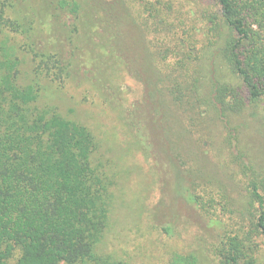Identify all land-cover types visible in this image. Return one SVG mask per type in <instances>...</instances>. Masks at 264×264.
<instances>
[{"label": "trees", "instance_id": "obj_1", "mask_svg": "<svg viewBox=\"0 0 264 264\" xmlns=\"http://www.w3.org/2000/svg\"><path fill=\"white\" fill-rule=\"evenodd\" d=\"M206 7L198 13L211 24L206 37L180 44L179 34L187 31L183 0H0V264H124L99 249L110 226L115 179L98 159L99 141L46 103L76 78L92 79L105 100L115 101L109 88L123 65L114 60L116 52L128 56L121 34L113 36L122 13L143 25L151 98L156 92L168 98L185 132V120H208L207 108L233 118L264 105V0H211ZM94 37L102 39L107 59L96 56ZM207 54L224 78L207 80ZM125 118L141 137L143 125L130 113ZM242 166L247 200L238 217L250 226L222 235L213 264H257L264 175ZM184 172L190 179V170ZM183 191L189 196V188ZM196 263L188 253L169 264Z\"/></svg>", "mask_w": 264, "mask_h": 264}, {"label": "rangeland", "instance_id": "obj_2", "mask_svg": "<svg viewBox=\"0 0 264 264\" xmlns=\"http://www.w3.org/2000/svg\"><path fill=\"white\" fill-rule=\"evenodd\" d=\"M210 1L183 0L187 31L178 35L180 44L206 37L211 24L200 20L198 13ZM39 2L30 0L35 5ZM42 21L41 15L36 18ZM142 29L124 13L117 17L113 36L121 34L118 41L126 46L128 56L116 52L114 60L123 65L109 88L115 101L105 100L92 79L76 78L46 103L91 129L99 141L98 159L115 178L110 226L99 246L101 252L124 264H169L174 255L188 253L196 255V264H213L222 235L232 236L228 234L250 226L238 217L247 200L241 168L246 164L264 175V105L248 107L233 118L207 108L208 120L200 123V115L189 123L185 120V132L181 129L184 118L170 100L158 92L156 98L150 96L152 86L144 79L149 73L145 71L148 44ZM92 40L97 43L96 56L107 59L102 39ZM207 55V80L215 81L218 74L224 78L223 71H216L212 55ZM85 63L92 68L87 58ZM129 113L143 125L141 137L127 128ZM185 169L192 173L190 179ZM192 180L197 187L190 185ZM183 187L189 188L194 203L188 201ZM254 241V258L264 264V238L258 235Z\"/></svg>", "mask_w": 264, "mask_h": 264}]
</instances>
